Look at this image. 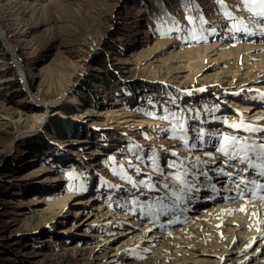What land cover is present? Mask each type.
<instances>
[{
    "label": "rangeland",
    "instance_id": "374dc122",
    "mask_svg": "<svg viewBox=\"0 0 264 264\" xmlns=\"http://www.w3.org/2000/svg\"><path fill=\"white\" fill-rule=\"evenodd\" d=\"M154 4L161 13L137 0H0V25L21 59L14 63L0 40V264H264V223L245 246L252 233L241 228L256 222L249 214L247 221L238 216L244 224L231 219V249L201 248L212 253L210 261L184 263L178 254L164 263L175 249L154 257L159 244L153 243L112 262L114 248L95 247L109 237H117V245L127 230L139 233L146 225L166 235L183 228L194 240L188 219L171 227L167 221L178 215L156 204L157 197L170 202V193L133 182L162 178L153 171L154 154L165 172L175 171L169 161L188 157L184 163L200 177L206 164L195 157L215 154L217 143L215 136L209 143L207 133L237 131L224 119L264 127V76L236 51L240 44L264 43L259 3L201 0L197 14L185 0L167 13L162 2ZM155 86L162 89L157 95ZM69 124L78 125L80 135L59 132ZM200 128L203 145L195 139ZM221 165L232 171L219 158L213 168ZM88 199L94 203H84ZM100 206L106 216L96 211ZM113 214L122 220L111 223ZM88 217L96 220L81 226ZM225 231L214 233L223 245Z\"/></svg>",
    "mask_w": 264,
    "mask_h": 264
},
{
    "label": "bare ground",
    "instance_id": "6f19581e",
    "mask_svg": "<svg viewBox=\"0 0 264 264\" xmlns=\"http://www.w3.org/2000/svg\"><path fill=\"white\" fill-rule=\"evenodd\" d=\"M0 33L3 34V36L5 35V37L7 38L6 33L2 29L1 25H0ZM11 46H12V51H13L15 48L13 47L12 43H11ZM220 46L221 45L217 44V45L211 46L208 49L211 53H215L217 47H220ZM236 51H237V56L240 60L246 61L247 59H252L254 61V63H252V67L254 69H257V71L260 74H263L262 76H264V43L258 42L256 44H251V43L250 44H246V43L240 44V45H238ZM17 65L19 66L18 63H17ZM7 80H5V81H7ZM2 81H4V80H2ZM25 82L26 81L24 80V83ZM227 104L233 108H235L236 106H239V103L235 100H230V103H227ZM250 108H252V106ZM204 157H205V160L208 159L207 156H204ZM214 165H215V163L206 164L205 165L206 172L209 171L208 167H209V169H212L214 167ZM210 167H212V168H210ZM217 168L218 167L215 166V168L210 170L211 172L212 171L214 172L216 169V172H214V173L212 172V174H207V176L200 174L201 176L200 177L198 176V182L196 184V188L199 189L198 191L188 193V197L181 202H177L175 204V206H172L171 201L170 202L166 201L167 203H165V205H169V206L166 208L165 211L163 209V212H165L166 214L169 213L171 210V211H174L175 215H178V218L175 217V219H171L169 222L167 221V223H170L171 227L175 226L174 224H180L182 221H184V220L186 221V219H188V221L185 222L188 226V227L187 226L186 227L188 229H191L192 230L191 233H193L194 235L197 236V237L194 236L195 237L194 240L188 239L189 237L185 238V236H186L184 234L185 229L183 230V228L181 229V231H179V233H177V235L174 234L171 230L170 231L168 230L169 233H167L168 235H166L164 232L165 230H160V229L158 230L157 229L158 231H156L153 228V226L147 227V225H146L145 228L141 229V231L139 233H134L135 229L127 230L126 233H124L125 237H127V240H126V238H123L121 240V242L117 245L115 244V243H118V242H116L117 237H109L105 241L104 240L103 241H100V240L97 241V245L95 247L101 246V247L106 248V249H109L111 247H112V249L114 248L113 249L114 252L111 255V257H112L111 261L112 262H115L116 258L118 256H119V258H122L128 254H131L130 248H131V250H133L132 247L135 249L137 248L138 252H140V251H143L141 248H145V247H147V245L149 246L153 243L159 244L158 246L155 247V249H153L154 250L153 252L155 255V256L153 255L154 257H158L162 250H164L165 253H168L170 248L175 249L174 252L170 251L172 254H168L167 256L163 257L164 263L166 262V260H169L170 258H174V256L177 257L178 254H179L178 260H181L184 263L187 262V260L190 258H192L194 260V258H197V257H205V260L210 261L213 259V257L210 256L212 253L201 250V248L205 249V247H208L206 245H209V247L215 246V247H221L222 248L225 246V247H227V249H231L232 248V242L234 241L233 236L235 234L234 233L235 229L233 228V230H232V227H231V225H233L231 223V222H233V221H231V219L237 221L238 224H244V221H247L250 218V217H247V215L249 214L250 216L252 215L251 217H253V219L256 220V222H253V223L250 222L248 227L246 225V227L241 228V229H247V231H249V232H245L246 234L252 233V235H249L248 238L245 240V246L246 245L248 246L251 243L253 237L255 236L254 234L258 230L257 225L261 226L264 223L262 221H259V220H261V218L263 219L262 216H264V189L259 190L260 189L259 184H261L262 181H264V178H261V182H258L259 177L256 178L254 176L253 178H251L249 176L248 178L250 180L251 179H257V184L255 186L250 184L248 187H244L243 185H241L240 189H239V191H241L243 193V195L241 196V195H238L237 186H236V184L233 183V181H235V183H237L238 185L240 184V183L236 182L239 180L236 179L235 172L233 170L231 171V172H233V176L231 179H229L226 176H220L219 177V175L220 174L222 175L223 173L217 171ZM213 187L215 188V191H213ZM249 189H251V191ZM207 192L212 193V196L210 198L208 196L206 197ZM67 196H71V195H67ZM170 197H171V195L169 196V198ZM67 199L68 198H66V200ZM257 201H259V202H257ZM85 202L94 203V201H92L91 199L84 201V203ZM96 211H98L99 215H105L107 213V211L103 209V206L98 207L96 209ZM115 213L118 214V213H120V211H117ZM98 214H96V216H99ZM94 215H95V213H94ZM113 215H115V214H113ZM113 215H111V217ZM241 215L244 217H242ZM260 215H261V218H257ZM238 216H241L240 217L241 220H244V221L239 222L240 219ZM114 217H115V219L112 217L109 220L111 223L112 222L115 223V221L117 222L119 220H122L121 219L122 215H120V216L115 215ZM93 219H95V218L94 217H92V218L88 217L87 219H83L81 226H88L89 227V225H91L94 222ZM133 219L136 220L135 218H133ZM205 219L206 220L209 219L212 226L209 223L205 222ZM237 219H239V220H237ZM105 220H107V219H105ZM110 224L108 227H110ZM213 224H214V227L217 228V229H215V231H217L216 232L217 236L221 237V234H223V232L225 230H226L225 232H229L227 234V237L225 238L226 239L225 245H223V243H221V242H218L219 237H217L216 234H214L215 231L213 230V228H214ZM254 225H256V227ZM161 227L162 228H168L169 226H167L165 224H161ZM221 229H222V233L220 232ZM187 231H190V230H187ZM187 231H186V233H187ZM213 231H214V233H213ZM162 232H164V234ZM120 233H122V232H120ZM96 236L99 237L101 235L97 234ZM173 236H177V237L174 238ZM225 236H226V234H225ZM246 236H244V237H246ZM223 237H224V235H223ZM173 240L176 242H174ZM192 240H193V243H192ZM199 240H202V241L199 242ZM208 241L210 242L209 244L206 243ZM186 244H189L191 246V248L182 247V246L177 247V245H186ZM113 245H114V247H113ZM185 251H187V252L185 253ZM214 251H216V250H214ZM188 252H190V254ZM189 255H192V256L190 257ZM235 255H233L231 257L232 258L237 257ZM227 257L230 258L229 256H227ZM227 257L225 258V262L227 260ZM221 258H223V257L221 256L220 260H221ZM178 260H176V261H178ZM169 262H171V261H169ZM235 264H236V262H235Z\"/></svg>",
    "mask_w": 264,
    "mask_h": 264
},
{
    "label": "snow or ice",
    "instance_id": "6c2138e0",
    "mask_svg": "<svg viewBox=\"0 0 264 264\" xmlns=\"http://www.w3.org/2000/svg\"><path fill=\"white\" fill-rule=\"evenodd\" d=\"M221 4H223V0H220ZM259 3V15L264 16V0H244V6H255ZM247 31V29H244ZM258 91V90H256ZM261 98L264 99V93H261ZM243 115V114H241ZM166 118V117H165ZM225 125L232 129H236L237 131L233 134L229 135L227 133L224 134H213L207 133L208 142L211 143L213 137L217 141L216 144H212V147L215 149V154L212 152L205 153L208 157L207 160H202L200 157H195V160L199 164H208L215 163L216 159H220L223 164L230 166L234 172L236 179L240 181L237 186L238 195H243L241 191H239L240 186L248 187L251 185L257 184V179H249V176H255L259 178H264V137H256L252 135L257 132H264V127L252 126L250 124L245 123L241 120L239 123L232 122L229 123L227 119L222 121ZM186 133L187 129H183ZM248 133L247 136H243L240 133ZM205 131L203 128H200L196 134V141L200 142L201 145L204 143ZM184 139V143L187 144L188 140L186 137H182ZM193 147H196V143L192 144ZM167 151V149H165ZM173 156H177V153H172ZM152 161L153 171H157L161 175V179H159L156 183L152 182L151 175L147 177V179H142L138 182H133V187H139V185H144L146 188L150 190H155L157 192L166 191V193L171 194V204L175 206L177 202H181L188 197V193L198 191L196 188V184L198 182V173L193 171L188 165L184 163V160L188 159L185 157L184 160H172L167 164L168 169H175V171L165 172L163 168H161L158 164V157L154 154L153 157L149 158ZM251 170V172L249 171ZM137 172H140L141 169L136 168ZM217 171L222 172L229 179L232 178L233 172L225 171L224 168L218 167ZM204 176H207V172L199 173ZM247 174V175H246ZM129 181L132 180V177L125 176ZM157 183L162 185V188H157ZM235 183V181H233ZM261 189H264V183L259 184ZM251 191V189H249ZM213 191L215 188L213 187ZM156 204L160 205L161 209L167 208L169 205H165L163 203V197L156 198ZM151 207V205H150Z\"/></svg>",
    "mask_w": 264,
    "mask_h": 264
},
{
    "label": "trees",
    "instance_id": "16d2710c",
    "mask_svg": "<svg viewBox=\"0 0 264 264\" xmlns=\"http://www.w3.org/2000/svg\"><path fill=\"white\" fill-rule=\"evenodd\" d=\"M138 2H145L146 6H148V4L151 6V9L153 10V13H161V10L159 9V6H157V4H154V1H157V2H162V4L165 6V10H163L164 12L163 13H167L168 12H172V9H174L175 7H177L179 5V1L180 0H173L172 2H170V0H137ZM201 0H185L186 2V7L188 6L191 10V12H194V14H197L198 11L201 12V4L200 2ZM175 3V4H173ZM202 16V15H201ZM207 17L210 19V15L208 14ZM204 19V18H203ZM201 18V21L203 20ZM117 50V49H116ZM102 64V62H100ZM116 72V71H115ZM112 75L114 78H117L115 73L112 71ZM121 81H123L121 79ZM144 82V81H142ZM123 83H125V81H123ZM108 84V82H107ZM159 86H163V85H159ZM150 89H154L152 91H154V94L157 95V93H159L160 90H162L161 88H158L155 86L154 87H151ZM114 90V89H113ZM92 97H95L94 95H92ZM95 100L92 98V101L91 103H94ZM66 113H68V111H66ZM69 128H67V131H59V132H63L67 135H63L65 137H69V136H73V135H80V133L78 131H80L79 129V126L77 125H74V124H69L68 125ZM79 128V129H78ZM81 132V131H80ZM60 136L62 137V134H60Z\"/></svg>",
    "mask_w": 264,
    "mask_h": 264
},
{
    "label": "water",
    "instance_id": "95a60500",
    "mask_svg": "<svg viewBox=\"0 0 264 264\" xmlns=\"http://www.w3.org/2000/svg\"><path fill=\"white\" fill-rule=\"evenodd\" d=\"M2 36H3V34L0 33V40L2 41L5 49L12 56V58L14 60V63H16L15 60H19V64H20L21 63V59L18 57L17 52H16L15 49H14L15 51L14 50L12 51L11 42L7 40L5 35L3 36L4 38Z\"/></svg>",
    "mask_w": 264,
    "mask_h": 264
}]
</instances>
